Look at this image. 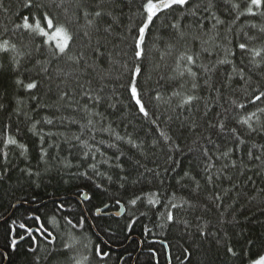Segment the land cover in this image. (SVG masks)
Returning a JSON list of instances; mask_svg holds the SVG:
<instances>
[{"label": "snow or ice", "instance_id": "6c2138e0", "mask_svg": "<svg viewBox=\"0 0 264 264\" xmlns=\"http://www.w3.org/2000/svg\"><path fill=\"white\" fill-rule=\"evenodd\" d=\"M108 3L109 0H23L22 7L27 12L18 14L19 20L14 24L12 35L0 30V69L10 66L19 73L24 62H34L38 75H44L53 83L59 81L58 100L74 112L83 113L86 123H81L74 117L71 122L87 130L93 141L96 131H106L112 135L111 125L96 129L97 124H103L102 114L97 108L105 99V90L113 82L123 81L125 77L127 83H121V87L125 88L129 100L143 118L155 116L156 111L161 109L170 113L187 112L185 121L189 131L193 133V144L197 146L201 158L205 184L215 188L217 181H228L229 188L215 191L211 197H202L200 181L184 172L177 183L186 188L188 185L181 181L188 178L193 186L187 196L180 197L179 201L175 192L157 190L134 194L127 203L135 211H139L140 215L153 212L161 221V228L180 223L188 237L192 236L193 227L201 240L214 236L218 247L223 246L228 255L237 257L240 253L233 246L232 235L228 229L239 224V220L236 218L235 203H226V197L239 187L230 170L237 171L241 176L245 170H252L244 161L246 145L248 160L264 164V145L249 144L253 133L264 132V25H249L257 30L256 35H249L243 28L234 31L233 24L242 16L264 17V0H248L243 9L239 3L225 0L235 12L231 22L221 19L213 10L214 0H143L140 6V23L134 29L126 26L119 33L115 31L118 18L106 7ZM11 11L12 8L6 5L5 0H0V12ZM157 21L162 23V27L154 30ZM257 41L260 42L259 47L255 46ZM212 57L216 58L211 59ZM150 58L151 72L147 70ZM222 65H229L230 71L220 79L219 69ZM234 80L239 83V88L234 86ZM15 82L30 92L38 88L35 79L25 84L24 80L17 78ZM76 89H79L80 99L86 103L77 106ZM202 91L206 95H202ZM22 104L23 101H17V111ZM200 105H203V124L194 115L200 111ZM209 113H212L211 117ZM172 118L169 114L168 120ZM151 122L156 123L155 119ZM36 123L32 125L33 131ZM44 123L50 125L53 121L45 118ZM160 136L163 138L164 148L170 154L184 151L164 131L160 132ZM73 139L86 149L83 158L89 159L92 148L88 142L81 141L79 135ZM115 140L141 149V145L136 144L131 136L125 140L115 134ZM228 141L231 142L230 146H226ZM13 146L21 149L22 153L27 152V146L19 143L6 130L3 149ZM107 147L117 149L114 159L119 161L123 153L118 145L112 142ZM41 150L43 158L47 152L43 148ZM96 151L101 157L105 155L98 147ZM2 155L7 162L8 151H3ZM171 158L169 155V159ZM96 159V156H91L88 168L93 174L102 176L98 164L91 162ZM112 160L113 158H107L98 163L112 167ZM114 166L123 172L122 163H115ZM146 171L153 172L154 177L160 175L155 170ZM81 175L92 179L88 171ZM119 180V187L124 188L127 176L121 175ZM139 182L138 179L137 183ZM95 187L102 194H109L108 188L102 184L97 183ZM91 199L92 196L87 191H80V201L87 202ZM145 201L149 207L139 209L138 203L143 204ZM114 204L118 209H125L120 198L114 197ZM110 207L109 204L102 208L97 207L95 214L106 215V210ZM213 209L219 214L218 227L210 230L211 222L207 220V214ZM65 210L64 203H60L58 211ZM184 212L197 213L195 225L187 219L177 220L176 217ZM120 214L117 211L116 215ZM64 220L71 229H82L85 223L83 216L75 223L68 217H64ZM27 221H31L35 227ZM58 223L56 214L48 217L34 213L27 216L25 222L19 223L18 228L26 236L20 234L17 238V226L13 222L10 226V249L16 251L17 245L27 238L31 242L26 250L29 253H37L41 242L50 246L51 251H55L56 237L49 225L56 228ZM131 223H135V220ZM68 235L72 243L63 244L65 251L79 243L71 232ZM160 243L164 244L163 241ZM245 246L247 264H264V241L258 244L256 240L248 237L245 239ZM164 247L167 248L168 245L164 244ZM255 247L261 250L253 256L251 250ZM181 251L185 257L191 258L192 252L189 248H182ZM150 252L153 258L157 256L155 249H150ZM95 255L100 261H106L110 254L102 251L100 245H96ZM0 256L7 258L3 251H0ZM71 258L75 264H84L83 260ZM168 260L170 264V254ZM156 264H159L158 260Z\"/></svg>", "mask_w": 264, "mask_h": 264}, {"label": "trees", "instance_id": "16d2710c", "mask_svg": "<svg viewBox=\"0 0 264 264\" xmlns=\"http://www.w3.org/2000/svg\"><path fill=\"white\" fill-rule=\"evenodd\" d=\"M5 2L12 11L0 12V30L7 31L11 36L14 24L19 20L18 14H26L27 10L22 7L23 0H5ZM142 2L143 0H109L106 7L118 18L115 27L117 33L126 26L134 29L140 23ZM233 2L239 3L240 8L243 9L248 0H233ZM214 3L213 10L221 19L226 22L233 21L235 12L225 0H214ZM251 24H256L257 27L264 25V17L242 16L234 21L233 28L234 31L243 28L249 35H256L257 30L249 27ZM161 27L162 23L157 21L154 30H159ZM255 46L259 47L260 42H255ZM239 63L237 59V64ZM147 70L152 71L151 58ZM229 71V65L220 66V79H223ZM17 78L24 80L25 84L35 79L38 88L30 92L16 84ZM58 83L59 81L50 82L42 74L38 75L34 62H24L19 73L10 66L0 69V105H2L0 107V177H2L0 178V251L7 254V258L0 256V264H75L71 257L83 260L84 264H156L157 260L159 264H169V254L170 264H247L245 239L251 237L258 244L264 241V191H261L264 189V164L248 160L247 145L244 148V161L252 170H245L242 176L237 171L230 170L234 182L239 187L226 197V203H235L236 218L239 220V224L228 229L232 235V244L240 253L233 258L226 253L223 246H217L216 237L210 236L201 240L195 227L192 229V236L188 237L183 231V224L180 223L161 228L159 226L161 221L153 212L140 215L139 211H135L127 203L134 194L157 190L175 192L179 201L180 197L187 196L193 186L188 178L181 181L182 184L188 185L186 188H182L177 183L184 172H188L200 181L202 197H211L215 191L229 188L228 181H217L215 188L205 184L201 158L197 146L193 144V133L189 131L185 121L188 113H170L161 109L156 111L155 116L143 118L129 100L125 88L121 87V83H127L125 77L123 81L113 82L105 90V99L97 108L102 114L103 124H97L96 129L111 125L112 135L94 129L96 138L93 141L87 130L71 122L74 117L81 123H86L82 112H74L72 108L62 105L58 100L60 90L57 88ZM233 84L239 88L237 80H234ZM201 94L206 95V92L202 91ZM18 100L23 101L19 111H17ZM76 101L77 106L86 103L80 99L79 89H76ZM149 107L151 110V106ZM199 107L200 111L195 112L194 115L198 122L203 124L201 119L203 105ZM169 114L172 115V120H168ZM211 115L212 113H209V117ZM62 117L67 119L62 120ZM45 118L51 119L53 123L50 125L44 123ZM153 119L156 121L155 124L151 122ZM37 121L39 123H36ZM34 123L36 128L33 131ZM6 130L19 143L27 146L26 153H22L21 149L14 146L3 149V136ZM161 131L170 136L173 143L180 144L184 151L170 154L164 148ZM48 133L55 135H47ZM115 134H119L125 140L131 136L136 144L141 145V149L133 148L123 141H116ZM76 135L81 136V141L88 142L92 148L87 160L83 158L86 149L73 139ZM213 139L215 140L216 137L214 136ZM112 142L116 143L123 153L119 161L114 159L117 149L107 147ZM251 143L264 145V132L253 133L249 138V144ZM230 145V141L226 142V146ZM97 147L105 153L103 157L96 151ZM208 147L211 148V145ZM42 148L47 152L43 158ZM3 151H8L7 162L3 158ZM91 156L97 157L91 162L98 164L102 176L93 174L88 168ZM107 158H113L112 167L98 163ZM115 163L123 164V172L114 166ZM147 169L155 170L160 175L154 177L153 172L146 171ZM84 171L89 172L91 180L81 175ZM121 175L127 176L124 188L119 187ZM138 179L139 183H137ZM161 180L163 183H160ZM97 183L107 187L109 194H102L95 187ZM81 190L87 191L92 199L81 203L79 200ZM114 197L120 198L125 204V213L121 218L112 215L120 210L114 204ZM60 203H64L65 211H58ZM105 204L111 205L106 210L107 214L97 216L95 214L97 207L102 208ZM137 207L144 210L149 205L145 201L143 204L138 203ZM34 213L48 217L56 214L58 226L52 228L49 225L56 237V250L51 251L50 246L41 242L37 253H29L26 250L31 246V242L26 238L17 245L16 251H12L9 247L10 226L15 222L17 238L20 234L26 236L18 225ZM196 214L184 212L176 218L178 221L182 218L190 220L195 225ZM81 216L85 218L82 229H71L66 225L64 217L72 219L75 223ZM218 219L219 214L214 209L207 214V220L211 222L210 230L218 227ZM132 220H135V223H131ZM27 222L32 224L31 221ZM32 226L35 227L34 224ZM69 232L79 243L71 250L65 251L63 244L72 243L69 240ZM161 241L168 247L165 248ZM96 245H100L102 251L110 254L106 261H100L95 255ZM182 248L190 249L191 258L183 255ZM150 249L156 250L155 258L152 257ZM260 250L259 247H255L251 250V254L255 256Z\"/></svg>", "mask_w": 264, "mask_h": 264}, {"label": "water", "instance_id": "95a60500", "mask_svg": "<svg viewBox=\"0 0 264 264\" xmlns=\"http://www.w3.org/2000/svg\"><path fill=\"white\" fill-rule=\"evenodd\" d=\"M80 202L82 203L83 201H80ZM119 211L121 212L120 215H116V213L115 214H112V215H114L117 218H121L124 215V213H125V209H123V210L120 209Z\"/></svg>", "mask_w": 264, "mask_h": 264}, {"label": "flooded vegetation", "instance_id": "af4514ba", "mask_svg": "<svg viewBox=\"0 0 264 264\" xmlns=\"http://www.w3.org/2000/svg\"><path fill=\"white\" fill-rule=\"evenodd\" d=\"M168 251V253H169V250H167ZM171 262V261H170Z\"/></svg>", "mask_w": 264, "mask_h": 264}]
</instances>
